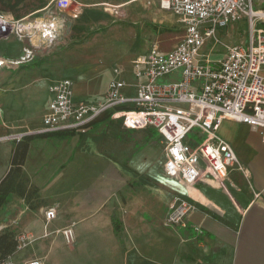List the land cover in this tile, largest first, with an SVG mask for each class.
<instances>
[{
  "label": "crops",
  "instance_id": "1",
  "mask_svg": "<svg viewBox=\"0 0 264 264\" xmlns=\"http://www.w3.org/2000/svg\"><path fill=\"white\" fill-rule=\"evenodd\" d=\"M79 8L81 5L73 14L79 15ZM38 43L43 44L38 36L0 37V58L7 63L0 69V182L11 168L15 148V141L7 136L20 132L39 134L49 111V87L62 79L43 67L46 63L39 56ZM131 85L128 93L134 95V84ZM107 87L108 84L92 101L103 99ZM74 95L83 99L75 85ZM106 121L115 127L119 123L110 112L86 133L38 137L30 142L23 171L33 191L13 193L0 211V219L7 215L0 227L37 237L12 255L14 261L264 264V128L224 119L218 133L234 147L247 169L246 175L234 168L221 183L202 161V177L191 186L181 184L182 193L176 194L165 184V173H160L165 163L162 140V158H154L153 129L132 130L122 124L134 138V146L143 137L144 146L152 147L146 158L130 161L128 169L123 155L126 141L106 133L102 126ZM156 161L158 173H154ZM175 196L196 205L187 227L165 224ZM51 207L56 208L57 216L48 221L45 212ZM197 226L202 230L200 234L194 229ZM66 227L74 232L70 243L61 232Z\"/></svg>",
  "mask_w": 264,
  "mask_h": 264
},
{
  "label": "built area",
  "instance_id": "2",
  "mask_svg": "<svg viewBox=\"0 0 264 264\" xmlns=\"http://www.w3.org/2000/svg\"><path fill=\"white\" fill-rule=\"evenodd\" d=\"M73 0H52L56 8L67 10ZM39 9L23 18L10 19L0 12V37L38 36L44 44L54 42L59 35V23L53 16H38L49 8ZM163 9L172 11L184 25L183 38L171 49L153 46L133 61L135 94L120 79L119 70L109 81L105 97L92 101L78 100L70 78L57 79L50 85L51 101L38 133H86L104 114L112 113L129 129H155L164 144V173L188 187L203 174L205 161L214 179L225 181L232 169L246 175L234 147L219 133L224 119L264 128V28L258 26L261 15L254 10L252 0H161ZM78 16V14H74ZM243 19L250 22L247 44L225 46V55L211 59L203 52L209 38L220 42L218 29ZM26 57H29L27 55ZM7 63L0 58V69ZM129 89V88H128ZM190 133L201 139L190 137ZM30 133L7 136L20 141ZM196 205L182 196H175L168 207L165 224L187 227L189 214ZM47 220L57 216L55 207L45 212ZM5 227H0L4 230ZM201 233L200 227L194 228ZM67 242L73 229L62 231ZM16 251L34 242L32 233L16 234ZM0 264H44L36 259L24 263L12 255Z\"/></svg>",
  "mask_w": 264,
  "mask_h": 264
},
{
  "label": "rangeland",
  "instance_id": "3",
  "mask_svg": "<svg viewBox=\"0 0 264 264\" xmlns=\"http://www.w3.org/2000/svg\"><path fill=\"white\" fill-rule=\"evenodd\" d=\"M252 3L254 10L264 13V0H252ZM78 5H81V9H78L81 13L76 16L73 13ZM45 12L44 16L57 19L60 30L54 42L36 45L41 50L40 58L46 63L43 67L48 73L56 75V78H70L74 82L76 93L85 100H93L102 93L110 78L114 77L115 68L120 71V79L129 85L134 84L135 72L130 60L153 46L161 50L173 48L185 32L180 18L172 11L163 9L161 0H73L67 10H60L51 4ZM84 14L87 15L86 19ZM258 26L264 28L263 16ZM216 36L220 42L216 43L214 38H209L203 49L211 59L222 58L226 44H247L250 22L243 19L230 24L218 29ZM115 125L116 127L108 121L102 124L106 133L125 139L123 155L127 160V168L130 169V161L146 158L148 149L151 150L152 147L144 146L143 137H139L137 146H134V138L129 136L128 130L120 122ZM189 136L201 142L197 135L190 133ZM160 147L161 137L155 132V159L162 158ZM156 163L158 162L154 163V173L159 170ZM160 173L164 175V172ZM165 184L176 194L182 193L183 186L178 181L166 177ZM27 190L33 191L28 183ZM6 216L4 214L0 221L6 220ZM7 228L9 227L4 229Z\"/></svg>",
  "mask_w": 264,
  "mask_h": 264
},
{
  "label": "trees",
  "instance_id": "4",
  "mask_svg": "<svg viewBox=\"0 0 264 264\" xmlns=\"http://www.w3.org/2000/svg\"><path fill=\"white\" fill-rule=\"evenodd\" d=\"M48 1L50 0H0V12H4L5 14L7 13L14 19H20L45 7ZM83 16L85 19L87 18V15L84 14ZM115 120H119L120 124H123L120 119ZM154 131H157L155 129L152 130V135L155 137ZM67 135L69 134H30L25 136L20 141H15V148L12 153L11 168L7 175L0 182V211L9 202L13 193L24 195L27 190V181L23 171V166L26 161L30 142L38 137H65ZM15 236L16 234L12 230L4 229L0 232V260H3L16 252L17 240Z\"/></svg>",
  "mask_w": 264,
  "mask_h": 264
},
{
  "label": "bare ground",
  "instance_id": "5",
  "mask_svg": "<svg viewBox=\"0 0 264 264\" xmlns=\"http://www.w3.org/2000/svg\"><path fill=\"white\" fill-rule=\"evenodd\" d=\"M257 14H260L261 16H263L264 17V13L263 12H258Z\"/></svg>",
  "mask_w": 264,
  "mask_h": 264
}]
</instances>
